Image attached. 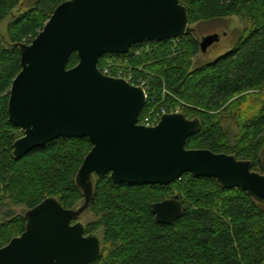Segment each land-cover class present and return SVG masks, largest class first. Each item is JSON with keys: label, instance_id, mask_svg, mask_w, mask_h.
<instances>
[{"label": "trees", "instance_id": "trees-1", "mask_svg": "<svg viewBox=\"0 0 264 264\" xmlns=\"http://www.w3.org/2000/svg\"><path fill=\"white\" fill-rule=\"evenodd\" d=\"M68 0H34L28 10L8 25V40L0 38V248L25 231V217L7 205L33 209L48 198L64 208L84 203L76 175L93 146L88 138H61L14 159V143L24 132L9 122L8 103L14 79L22 70L19 44H31L56 8ZM189 24L237 17L244 26L233 50L215 62L192 71L200 53L193 34L161 43H142L125 60L135 81H146L150 109L181 108L189 120L200 119L202 130L188 139L192 150H210L252 162L264 174V103L251 115L246 106L264 94V0H181ZM20 0H0V22ZM73 54L68 69L78 65ZM124 63V62H123ZM118 68L110 69L117 76ZM253 105V104H252ZM237 123V132L224 127ZM22 133V134H21ZM94 198L88 211L94 221L88 234L102 232V257L90 264H264V204L241 189L221 188L215 179L183 175L169 186H131L114 183L110 175L94 179ZM177 196L183 215L172 225L157 222L153 205ZM79 221L75 220V222Z\"/></svg>", "mask_w": 264, "mask_h": 264}, {"label": "water", "instance_id": "water-1", "mask_svg": "<svg viewBox=\"0 0 264 264\" xmlns=\"http://www.w3.org/2000/svg\"><path fill=\"white\" fill-rule=\"evenodd\" d=\"M189 26L181 0H68L31 44H19L22 70L10 89L8 115L24 135L14 143V159L61 138H88L93 148L76 175L84 203L66 209L48 198L27 211L25 231L0 248V264L99 260L100 237L75 222L91 208L95 175H110L116 184L169 186L191 174L215 179L223 189H241L264 204V174L253 171L252 162L187 149L188 139L202 130L200 119L174 113L156 127L140 125L144 90L99 68L106 55H127L138 44L186 37L193 32ZM219 40L217 34L204 37L201 52ZM73 54L79 63L68 69ZM152 209L163 225L174 224L184 212L177 196Z\"/></svg>", "mask_w": 264, "mask_h": 264}, {"label": "rangeland", "instance_id": "rangeland-1", "mask_svg": "<svg viewBox=\"0 0 264 264\" xmlns=\"http://www.w3.org/2000/svg\"><path fill=\"white\" fill-rule=\"evenodd\" d=\"M33 1L34 0H20V5L14 11V13H12V15L9 16L4 21L0 22V38H5L6 40L9 39L7 32L8 25L10 24V22L13 20L14 17L19 16L20 14L26 12L28 10V7L33 3ZM189 28L193 30L192 34L194 38L197 41H199V43L202 42V39L204 37H207L209 35L217 34L220 38L219 42L212 45L206 53H202L200 50V53L193 61L192 71H195L205 65L217 61L222 56L226 55L228 52L233 50L244 31V26L240 21V19H238L237 17H228L210 22L196 23L190 25ZM263 103H264V94H262V98H255L253 103L249 104V106L248 105L246 106L245 108V113H247L246 115H251L254 112H256L257 109L260 108ZM177 109L181 113V108L179 106H177ZM224 127L225 129L233 133L237 132V123L233 120H226L224 122ZM263 159H264V151L261 153V160ZM80 206L81 203L77 205V208H79ZM10 210L13 211L16 216H23V217L25 216L26 212L29 211V209L25 208L24 206L16 207L12 205H7L4 208V212ZM79 221L86 225L94 221V216L91 213V211H87L82 215ZM97 234L99 235L100 238H102V232H97Z\"/></svg>", "mask_w": 264, "mask_h": 264}, {"label": "built area", "instance_id": "built-area-1", "mask_svg": "<svg viewBox=\"0 0 264 264\" xmlns=\"http://www.w3.org/2000/svg\"><path fill=\"white\" fill-rule=\"evenodd\" d=\"M172 40L174 44L179 43V39H172ZM118 63L119 64H117V60L115 59H109L107 61V67H105L104 70L101 72L106 76L124 79L130 85L142 88L146 94L147 102H148L149 93H148V86H147L146 81H143V80L135 81L133 72L130 69V67L127 66L125 60H120ZM116 67L118 68L119 72H117V76H112L110 74V69L116 68ZM174 113H180V112L178 109L172 112H167L165 108L157 109V107H154L153 109H150V111L143 118V120L139 122V124L147 128H153V127H156L160 123L163 116L167 114H174Z\"/></svg>", "mask_w": 264, "mask_h": 264}, {"label": "flooded vegetation", "instance_id": "flooded-vegetation-1", "mask_svg": "<svg viewBox=\"0 0 264 264\" xmlns=\"http://www.w3.org/2000/svg\"><path fill=\"white\" fill-rule=\"evenodd\" d=\"M99 237V236H98ZM101 239V238H100Z\"/></svg>", "mask_w": 264, "mask_h": 264}]
</instances>
